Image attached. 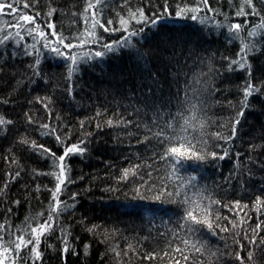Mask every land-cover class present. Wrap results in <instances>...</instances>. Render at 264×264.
I'll use <instances>...</instances> for the list:
<instances>
[{
  "label": "trees",
  "instance_id": "1",
  "mask_svg": "<svg viewBox=\"0 0 264 264\" xmlns=\"http://www.w3.org/2000/svg\"><path fill=\"white\" fill-rule=\"evenodd\" d=\"M86 2L88 0L55 2L37 0L35 10L40 12L42 20L49 6L56 8L57 12L52 19L57 29L62 30L67 36L82 28L79 16ZM152 2L155 3L156 0ZM208 2L213 8L210 15L206 12L198 14L195 21L175 17L166 21L167 28L173 31V35L188 41L186 44L177 45L174 55L166 53V58L171 57L173 61L177 58L183 60L191 52L197 57L198 64L200 59L203 60V66L198 70L211 75L213 77L211 83L217 88V93L202 92L198 97L202 101L198 105L202 112L200 118L204 120L202 126H192L190 122L181 132V122L177 117L169 134L200 138L203 133L204 138L209 139L207 134L220 131L216 125L224 123L225 128H229L230 118L239 111L241 94L238 87L245 78V70H226L221 57L227 56L232 60L238 51L239 42L225 39L223 25L230 22L243 24L245 17L233 15L241 0H231V3L229 0ZM145 4L146 0H127V5L123 0H112L110 8L104 12V17H111L115 21L117 13L126 15L128 8L134 10ZM245 11L248 9L245 8ZM247 19L249 24L241 33L242 36L246 35L247 27H251L254 21L260 22L253 16ZM212 20L216 21L215 25L212 24ZM5 21L10 22L11 18L0 16V23ZM154 31H149L145 26L144 34L133 40L136 48L148 50L154 47L160 39ZM120 34L104 33V39H117ZM0 51L3 49L0 48ZM248 62L251 66L253 84L258 81L264 82V47L260 52L249 55ZM28 63V58L21 62L0 56V117L13 121L12 125H0V186L7 171L23 169L20 181L12 184L9 195L0 193V224H5L6 227L11 225L15 231L26 216H36L41 212L46 216L49 197L47 189L52 188L55 183L52 175H39L40 172H52L49 161L21 148L19 141L27 139L29 146L32 141H36L59 155V146L54 139L36 134L40 124L47 122L50 127L59 126V131L63 132L71 128V137L65 144L74 143L78 136L91 133L86 152L66 158L71 165L70 174L74 183L63 189L60 195L61 200L71 202L69 200L71 194L73 192L77 194L73 210L70 214H64L58 222L57 231L62 227L72 236L78 237V240L70 245L71 250L62 262L59 237L47 235L42 238L40 245V250L44 254L42 264H175L178 257L173 253V249L177 246V241L173 233L182 206L178 198L172 203L164 197L160 200H154L152 197L162 184H167L169 191H172V186L180 183L181 178H186L194 168L200 176V182L189 188L187 195L191 200L203 207L200 196H207L208 192L204 191V188H207L217 199L228 202L239 199L242 205L247 203L248 209L245 211L252 217L248 221L252 227L255 226L257 215L264 221V214H258L252 208L254 195L261 194L259 189L264 187V99L259 94L249 97L248 107L236 125L237 136L234 141L228 142L231 149L228 155L222 160L216 159L211 162L201 163L192 159L182 161L177 169V175L172 174L169 162L161 161L158 156H154V153L162 152L155 139L150 138L149 141L137 143V140L146 134L143 131L144 126L146 124L150 126L153 117L151 109L140 102L143 97H137L135 93L136 86L145 79L148 71H156L151 61L138 63L134 49H121L108 54L104 58V63L98 66L95 62L81 64L79 73L72 77L71 97L66 92V69L60 61L50 59L46 61L44 56H41L39 71L41 79L45 81L43 83L40 80L28 82L25 79L27 73L24 69ZM216 69L220 70V75H216ZM160 71L163 72V68ZM175 88L176 84L171 77L165 78L163 75L160 77V87L155 89V96L160 98L156 101L157 108L164 103L165 111H178L176 106L183 98L178 99L174 95ZM192 88L194 90L197 88L195 82ZM261 88L264 91V83L261 84ZM37 96L42 98L41 103L36 102ZM169 99L171 105L167 104ZM225 99L231 101L234 107L225 105ZM44 102L49 105L47 112L41 106ZM132 106L139 109V115H136ZM96 111L102 113L99 121L95 119ZM25 113L33 118L31 126L27 123ZM114 113L117 116L122 114L126 120H132L134 124L139 122L141 130L137 131L134 126H127L126 131L123 125L107 126L108 118L111 117L114 121L117 119ZM81 121L84 122L82 131ZM97 122L100 123V129L95 126ZM17 130L20 135L16 134ZM215 140L216 138L212 137L209 143ZM248 142L254 145L251 150L248 149ZM21 152L24 155H21ZM234 152L241 153L238 159L233 156ZM5 156L8 157L7 162ZM13 158L16 160L15 164L11 163ZM134 165L139 167L134 168ZM125 168L130 169L127 177L123 175ZM229 173L234 175L229 177ZM225 177L230 180L227 184ZM37 185L40 191H36ZM217 185L222 195L216 193ZM148 188L152 190L148 191L145 197V190ZM136 189H139V196H136ZM12 199H19V205H12ZM144 203L154 204L162 211L155 217L145 214L141 218L132 210V206L138 207ZM6 207H12V215L7 220L4 216ZM219 211L221 217L228 216L241 228L245 227L240 219L242 217L247 220L243 212L237 217L235 213H229L223 208ZM219 222L227 227L223 220ZM249 234L251 235L250 229ZM227 235L217 231L215 238L210 236L204 238L203 246L197 244V247H201V253L185 249L189 257L188 264H228L233 257L221 255L230 243ZM261 237H264V231H260L257 236L258 247H253L251 264H264L262 250L264 245L260 244ZM194 240L195 238H191L190 243ZM85 244L88 245L87 249L84 248ZM234 250L233 247V252ZM73 251L76 254H73ZM165 251L168 252L167 256L163 255ZM246 251L247 249L241 250L242 258L245 257ZM26 252L27 250H22L21 255H25ZM152 252L157 254L153 260L144 258ZM180 264H185V261L181 260ZM245 264L249 262L246 260Z\"/></svg>",
  "mask_w": 264,
  "mask_h": 264
},
{
  "label": "snow or ice",
  "instance_id": "2",
  "mask_svg": "<svg viewBox=\"0 0 264 264\" xmlns=\"http://www.w3.org/2000/svg\"><path fill=\"white\" fill-rule=\"evenodd\" d=\"M55 2V0H53ZM112 0H88L85 3L83 12L80 14L79 19L82 28L69 35H65L62 30H58L52 17L57 12L56 8L48 7L44 18L41 20L40 12L36 11L37 0H0V16H7L11 21L0 23V56H6L13 61H23L28 58L29 63L24 69L27 73L25 79L28 82L32 80H40L41 83L45 82L41 79L39 66L41 65V56L44 59L52 61H60L65 66L67 73L66 92L69 97L72 96V77L74 74L79 73L81 64H91L95 62L97 66L104 63V58L110 53H116L121 49H134L135 56L138 63L152 62V66L156 71H148L145 79L136 86L135 93L137 97H143L140 101L146 108L151 109L153 117L150 121V126L146 124L143 131L146 133L137 143L149 141L150 138L158 142V146L162 148V152L154 153L161 161L170 163L172 174H177V169L182 161L192 159L200 161H214L216 159H223L231 151L229 141H234L237 136L236 125L240 120L241 115L248 107L250 96L259 94L264 99V91H262L261 84L264 82L258 81L255 85L251 80V66L248 62V57L251 54L260 52L264 47V0H241L239 7L233 13L234 16L245 17L243 24L237 22L225 23L223 30L225 31V39L229 41H238V51L235 53V58L229 60L227 56L221 57V62L224 68L228 71L245 70V78L241 85L238 87V92L241 94L239 101V111L230 118V127L225 128L224 123L216 125L220 131H212L207 134L209 139H205L203 133L200 138H189L187 135L169 134L174 120L179 118L181 122V132L191 122L192 126H202L204 120L201 119V109L198 105L202 102L198 97L202 92L217 93V88L213 86L211 81L213 77L208 75L206 71H199V67L203 66V60L200 59L199 64L197 57L191 52L184 57L183 60L179 58L173 59L166 58V53L175 54L177 45L188 43L182 37L173 35V31L167 28L166 21L175 18H188L193 21L197 19L198 14L213 12V8L209 5L208 0H146V4L127 9L126 15L116 14L117 18H105L104 12L111 6ZM127 5V0H123ZM231 3V0H229ZM245 8L248 11H245ZM147 9V11H146ZM253 16L259 19V23L253 22L251 27H247L245 36L241 33L248 26L249 21L247 17ZM39 21V22H38ZM213 25L216 24L215 20L211 21ZM115 23V26H114ZM43 25V27L41 26ZM145 26L149 31H154L155 35L160 37L159 42L148 50H141L136 48L133 43L134 38L142 36L145 32ZM63 26L61 25V29ZM101 30V31H98ZM120 32L117 39H104V33ZM7 63V61H5ZM163 68V72L160 69ZM211 71V70H208ZM216 75H220L219 69L215 70ZM191 74V75H190ZM171 77L176 84L174 95L179 99L182 97L176 107L177 112L165 111V104L161 103L157 108L156 101L159 97L155 96V89L160 87V77ZM203 80V84H201ZM195 82L197 88L194 90L192 84ZM162 91V89H161ZM37 103H41L42 98L37 96ZM195 100V102H193ZM7 103V101H4ZM31 103V101H29ZM225 105L234 107L231 101L225 99ZM171 105V99L167 101ZM41 106L47 112L48 103L44 102ZM133 107L136 115H139V109ZM106 111V110H105ZM185 113H187L185 115ZM51 115V113H48ZM117 116L116 113L113 114ZM132 115V113H129ZM27 123L29 126L33 124V118L28 116ZM102 117L100 111L95 112V119L97 121ZM13 121L0 117V125H12ZM106 124L109 127L134 126L137 131H140V123H133L132 120H126L122 114L117 116L114 121L113 118H108ZM96 128L100 129V123H96ZM84 129V122H80V130ZM59 126H49L45 122L40 124L36 129L38 136H48L55 140L59 146L60 154L57 155L51 148L44 144L32 141L28 145L27 139L19 141L20 147L27 149L32 155H37L46 158L49 161V168L52 172H40L39 175H52L54 178V186L47 189L49 192L48 206L46 216L43 212L38 213L36 216L25 217L21 224L17 225L15 231L11 225L7 227L5 224H0V264H42L44 254L40 250L42 238L47 235H57L59 237L60 255L62 262L66 255L69 253L70 245L74 244L78 237H74L70 232H66L62 227L57 231L59 226L58 222L62 219L65 213L71 212L76 199V193L73 192L68 201L60 199L62 190L67 188L69 184L74 183L71 177V165L67 162L66 158L72 155L83 154L86 152L90 143L89 137L91 133H85L84 136L77 137L76 142L65 144V141L70 139L72 129L68 128L66 132L59 131ZM17 135H20L17 130ZM63 137V139H62ZM214 137L215 141L209 143V140ZM186 145V146H185ZM254 145L248 142V149L251 150ZM21 155H24L21 152ZM240 152H234L233 156L237 159L240 157ZM250 159V158H249ZM5 161L8 157L5 156ZM11 163L15 164V158ZM138 168L139 165H134ZM23 169L17 168L15 171H7L4 174L2 186H0V193L5 196L9 195L11 186L21 179ZM130 169L123 170L124 177H127ZM149 175H151L149 173ZM234 173H229V177ZM200 182V176L194 168L193 172L189 173L186 178H181V182L172 186V191H169L167 184H162L160 189L156 190V195L152 198L160 200L164 197L172 203L179 199L182 206L181 214L176 219V230L173 233L177 246L173 249V253L178 258L175 259V264H180V261H185L188 264L189 257L185 249L201 253L204 238L213 237L217 235V231L221 234L227 233V239L230 243L226 246V251L221 253L222 256H232L233 260L228 264H245L247 260L251 264L253 247H258L257 236L260 231H264L260 215L256 217L255 226L252 227L248 221L252 219L245 209H248V204H241V200L236 199L228 202L222 199H217L212 195V192L204 188L208 192L207 196H200L203 207L191 200L187 192L189 188L195 187ZM228 177H225V183H229ZM28 189H25L27 191ZM151 188L145 190V197ZM36 191H40L39 185ZM218 195H222L219 185L215 189ZM261 194L254 195L252 200V208L258 214H264V187L259 189ZM136 196L140 195L139 189L135 190ZM19 199H12V205H19ZM215 206V211H213ZM223 208L229 213H235L239 217L240 212L244 213L247 220L240 218L245 227L241 228L234 220H230L228 216L221 217L219 209ZM239 209V211H236ZM132 210L136 212L141 218L147 214L150 217H155L162 210L151 203H144L140 206H132ZM12 215V207H6L4 210L5 220ZM223 220L227 227L222 226L219 222ZM249 229L251 235L249 234ZM92 231V229H89ZM187 237V238H186ZM195 238L190 243V239ZM5 244L7 246H5ZM260 244L264 245V237H261ZM131 247V245H129ZM234 247V252H233ZM84 248L87 249L88 245L85 244ZM247 249L245 257H241V250ZM22 250H27L25 255H21ZM264 250V249H262ZM73 254H76L73 251ZM118 256L119 253L117 252ZM156 253L152 252L147 254L144 258L153 260ZM164 256L168 252H163Z\"/></svg>",
  "mask_w": 264,
  "mask_h": 264
}]
</instances>
